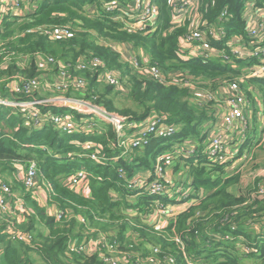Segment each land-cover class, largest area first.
I'll list each match as a JSON object with an SVG mask.
<instances>
[{
    "label": "trees",
    "instance_id": "obj_1",
    "mask_svg": "<svg viewBox=\"0 0 264 264\" xmlns=\"http://www.w3.org/2000/svg\"><path fill=\"white\" fill-rule=\"evenodd\" d=\"M206 1L213 6L209 9V15L214 16L219 10L227 6L234 12L233 24L236 28L242 29L243 24L240 19L243 6L242 0ZM91 2L92 0H44L35 12L29 14L20 22L18 19H6L0 25V39L3 42L0 51V68L5 54L13 51L16 55H34L42 52L56 58H62L68 64H72L84 54L101 56L111 67L127 68L125 73L128 74L129 88L126 91L136 108L118 109L113 100L106 97V94L110 93L112 88L106 85L104 93L98 91L96 89V81L98 80L93 76L89 79V84L82 90L71 88L58 91H65L66 95L74 96L77 99L84 95L80 99H90L110 112L134 120L146 119L147 115L153 111L167 114L166 120L177 124L180 131L172 138L152 137L146 146L137 149L136 153L134 148L132 152H128L129 154L122 155L123 148H121V151L120 148L110 145L112 141L116 142L118 140L111 124L104 125L107 127L106 132L97 131V133L89 136L62 132L53 124V121L47 122L45 127L41 129H32L29 125L23 124V119H21L23 113H20L18 109L17 112H14L15 109L11 107L1 106L0 172L11 173L14 170L15 162L28 165L33 161H37L40 179L50 181L52 201L58 205L64 214L60 219L48 216L45 208L32 197L29 191L22 193L27 206L36 211V214L31 216L29 223L23 221L25 222L23 224L25 230L31 232L35 238V247L9 240L3 232V225L0 224V264H36L30 258L31 251L42 258L44 264H93V259H90L85 252L82 254L75 253L71 255V258H65L68 241L72 237L85 238V234H89L86 238L96 237L100 231H110L118 225L127 228L132 227L145 241H148V244L152 243V249L155 246H160L166 253L176 250L183 255V259H185V255L182 253L177 241L173 239L176 230L177 237L183 240L192 237L191 240L187 241V250L185 249L188 257H193V254L196 253H198L196 255H199L201 252L212 254L210 248L207 246L202 248L201 243L196 240V238L207 237L206 231L208 230L216 229L217 232H229L238 236L246 235V232H249L248 230H239L242 222L250 217H258L264 211V195H259L253 191L257 189L263 192L264 172H258L254 177L250 176L249 180L252 183L246 186V195H240L237 190L232 188L240 181L237 173L234 175L226 173L233 163L228 162L223 165L210 166L207 155L201 152L203 145L199 147L197 163L193 164V161H191L192 167L188 169L187 174L192 178L193 189H205L208 192L204 198L194 206L191 205L192 207L189 206V209L184 210L182 214L178 215L176 221L163 226L159 230H155L152 225H147L143 222V219L141 222L131 220L124 213L123 210L126 206L139 207L144 213H147L149 209L146 207L152 197L142 200V198L149 196H141L138 197L136 204L127 203L125 198L128 189L122 184L123 181L118 175V169L124 167L125 172L129 174H133L135 171L148 170L154 166L156 158L163 150H170L174 145L185 139L198 136L203 127H206L210 118L214 116L211 115L212 109H209L210 107H207L206 103L201 105V108L196 106L197 104L191 103L190 99L193 91L199 88H213L218 91L219 83L221 81H223L222 85L230 83L238 76V70H233L220 60L215 59H209L208 61L177 59V41L183 33V29H174L166 35L162 33L163 30L170 27L168 0H159L161 6L160 27L157 33L151 37L132 35L122 31L117 23L108 19L101 20L89 17L85 13L84 7L85 4ZM72 19H78L81 26L92 31H79L72 37L58 40H52L42 33L29 32L31 28L37 25L65 24ZM98 34L101 35L100 37L104 36L108 41H126L132 46L143 47L149 53L153 61L152 64L161 73L166 74L167 81L172 79L169 78V75L173 74V70L177 71L180 76H184L183 81L179 84H165V82L155 81L147 74H143L142 77L135 75L132 73L129 64L121 63L120 55L114 52L110 46L97 42ZM19 71L28 77L37 74L33 66L20 70L16 64H11L0 69V91L3 92H0V97H6L4 94L5 86L7 82L11 83V87L14 86L11 77ZM200 78L206 80L202 84L209 88L199 86L198 79ZM249 82L256 85L255 89H258L264 100V79H251ZM187 83L195 86H189ZM247 84L248 81L242 85L243 90L246 92L248 90ZM110 86L116 88L113 85ZM33 94H36L38 98H43L38 90ZM19 96L25 98V100L35 98L31 97L32 95L28 96L26 93H20ZM38 107L42 113L47 111L56 113L59 109L45 105H39ZM74 116H78V114L74 113ZM262 116L264 119V111ZM27 120L29 123L33 121L30 118ZM203 134L207 136L208 133L205 130L202 136ZM253 138H255L254 133ZM84 141L97 142L101 146L106 145L104 153L110 157L108 163L99 164L90 157L85 156L84 154L88 152L89 148L84 147L82 143ZM250 144L251 142H247L244 145L248 147ZM120 155L124 157L117 160L112 159ZM82 167L88 169L92 174L89 179L91 195L88 197H85L82 191L70 189L64 182L65 178ZM15 181V184L12 183L14 187L15 185L24 187L22 181L16 179ZM168 181H172V179L168 177ZM192 186L189 185V187ZM252 192L254 201L248 203L247 199L250 198L249 195ZM212 213L215 221L213 225L211 224ZM77 217L85 218L87 223L81 222ZM92 230H96V232L93 233ZM125 232V229L118 231L122 240L125 239ZM250 237H252V234H250ZM208 239L209 236L205 239V243ZM144 240L142 242H145ZM226 251L222 259L220 254L214 252L211 263L242 264L239 255H235L227 247ZM130 253L132 254V252ZM191 253L193 254L190 255ZM148 254L149 252L144 253L142 257H146ZM178 260L181 262L180 257H178Z\"/></svg>",
    "mask_w": 264,
    "mask_h": 264
},
{
    "label": "built area",
    "instance_id": "obj_2",
    "mask_svg": "<svg viewBox=\"0 0 264 264\" xmlns=\"http://www.w3.org/2000/svg\"><path fill=\"white\" fill-rule=\"evenodd\" d=\"M7 4L13 2L17 7L20 6L23 0H2ZM36 1V0H35ZM243 6L241 8L240 19L242 21V29L236 28L233 24L234 12L227 6L219 10L214 16L208 14L211 9V4L206 0H168L170 9V27L163 30V35H166L172 30L178 28L183 29V33L179 36L176 47L177 59L189 61L191 59H201L208 61L209 59L220 60L223 64L228 65L233 70H238L236 76L230 83L223 84L218 91L199 88L194 93L201 96L196 101L200 105L206 103L207 107L213 108L214 105L216 118L214 122V129L212 140L210 139L209 145L205 150L208 163L210 166L223 165L228 162L235 163L236 161H243L242 159L247 156V151L252 147L253 142L245 147V143L250 139V134L253 133V122L255 120L261 125L264 130V119L259 115L253 117L254 111L262 113L264 111V104L259 96L257 88L253 93V112L249 107L248 94L243 90V83L252 79H264V0H242ZM85 13L87 12L93 18L108 19L118 24L122 31L132 35H142L151 37L159 30L161 6L159 0H92L91 3L85 4ZM213 7V6H212ZM39 8L34 5L35 12ZM92 9V10H91ZM31 12V13H33ZM14 9L2 8L0 9V25L3 24L5 19L15 20L19 19ZM30 13V14H31ZM14 17V19H13ZM88 32V30L81 26L78 19H72L65 24H44L37 25L29 30V32H38L46 35L52 40L61 38H69L74 36L77 32ZM97 42L106 46L120 55L122 59L129 64L132 73L147 74L155 81L165 84H179L183 78L177 76L176 79L167 81V76L161 73L149 55L134 54L133 51L127 53V48H143L132 46L126 41H108L103 37H97ZM1 51V48H0ZM28 54H19L13 51L5 54L1 68H6L11 64H16L20 70H25L29 61ZM36 56L39 62L36 64V75L25 76L20 71L11 77L14 82L12 90L18 93L17 108L22 106V109L28 107L36 108L39 117L43 121L35 123L34 117L29 115L33 120L31 123L35 128H43L47 122L53 121V124L62 132L69 134H81L89 136L97 131V127L92 123V118L85 119L84 116L100 115L105 120H109L115 130L120 124V128H124V121L130 122H145L148 125L136 126L132 125L131 129L138 127L139 133L145 136L142 141H135L134 145L140 147L146 146L149 140L154 138H170L175 136L180 127L177 124L168 122L167 114H161L153 111L146 119L134 120L124 115H119L110 112L102 105H99L90 99H77V98H52L42 99L33 94L37 90L49 89L46 85L41 86L42 82H50L51 80L46 77L48 70L56 72V90L78 89L82 90L87 86L86 78L79 76L81 71L92 72L91 76L95 77L98 81L104 80L107 84L113 85L116 88H123L122 74L111 68L106 60L101 56L94 54H84L77 58L72 64L64 62L60 58H56L50 54L38 52ZM170 78V77H169ZM169 82V83H167ZM187 85L194 87L190 83ZM182 86V84H180ZM20 93H26L28 96L32 95L31 100H25L19 96ZM65 95V91L59 92ZM3 97H0V100ZM73 99V100H70ZM58 100V101H57ZM60 101V102H59ZM65 101V103H63ZM221 101L222 103L215 104ZM39 105L48 107L59 108L56 113L47 111L42 113L39 110ZM13 108V107H12ZM14 109V108H13ZM70 109L71 112L67 111ZM25 112V111H24ZM23 113V112H22ZM33 113V112H31ZM77 113L78 116H74ZM90 115H86V114ZM24 114V113H23ZM30 114V113H28ZM116 120L115 124L113 121ZM77 122H82V133L76 127ZM29 124V121H28ZM42 124V125H41ZM31 127V126H29ZM117 135V134H116ZM124 136V135H122ZM118 140L111 142L110 145L123 148L122 155L129 154L133 151V147H124L120 142V134L117 135ZM209 137V136H208ZM236 141V142H235ZM240 142L239 150L233 151L234 147ZM85 148L99 147L101 150L99 155L103 160H110L104 153L106 145L101 146L97 142L84 141ZM235 145V146H234ZM234 146V147H233ZM255 147V146H254ZM257 147V146H256ZM245 149L244 153L243 150ZM247 149V151H246ZM91 150L84 154L90 157L94 155V159H98L97 155ZM173 154L182 151L183 148L180 144L172 147ZM254 150V149H253ZM192 151V152H188ZM197 149H186L187 156H194ZM233 151V153L231 152ZM255 151V150H254ZM253 151V153H254ZM241 154V155H240ZM162 155L156 158L154 166L148 170H140L136 172V176L129 181L130 174L125 170L120 173L123 178H127L124 186L128 189L127 198L131 200V204L138 202V197L149 196L152 197L150 203L146 207L148 210L147 218L150 221L149 225H154L156 229L163 227L165 221H176L181 212L186 210L189 206L204 198L203 190L192 189L190 183L183 184L181 181H168L167 169L168 157ZM124 157V156H119ZM91 158V157H90ZM92 159V158H91ZM112 159L117 160V157ZM14 163L16 168V180L22 181V184L32 197L41 205L46 207L48 214L51 217L60 219L64 214L61 209L55 213L52 209L53 205L58 206L52 201L51 191L52 185L50 181L44 182L40 179V170L37 161H33L26 165ZM86 169V168H85ZM84 168L75 170L64 182L72 190L82 191L85 197L91 195L89 174ZM85 170V171H84ZM173 182V183H171ZM191 185L192 187H189ZM181 186V189H178ZM191 194L183 201L173 203L165 201L163 198L169 193H182ZM138 210L137 208H135ZM30 207L27 206L24 194H20L13 184L8 183L0 176V224L3 225V232L6 237L11 241L22 242L31 247L34 246L35 238L33 234L25 229H22L16 220L22 219L29 213ZM8 215H13V218H8ZM72 216V214H71ZM81 222L84 221L83 217H77ZM93 232V231H92ZM217 240L224 239L223 235H212ZM176 241L181 248L182 253L185 255V264H196L194 258L186 256L185 241L177 237ZM212 239H208L207 245L212 244ZM121 242L116 237H111L103 232L98 233L96 237L77 239L72 237L68 241V249L66 254H94L100 251L98 257L101 262L107 264H176L177 258L171 253H166L160 246H155L146 257L134 256L129 251L124 254L123 260H119L114 256L117 248ZM130 261V262H129Z\"/></svg>",
    "mask_w": 264,
    "mask_h": 264
},
{
    "label": "rangeland",
    "instance_id": "obj_3",
    "mask_svg": "<svg viewBox=\"0 0 264 264\" xmlns=\"http://www.w3.org/2000/svg\"><path fill=\"white\" fill-rule=\"evenodd\" d=\"M99 36H101V35H99ZM102 37L105 38L104 36H102ZM117 42H121V41H117ZM126 48H127V53L133 51L134 54L135 53H137L139 55H147L148 54V52L144 48H133V49H130L129 47H126ZM121 63L125 64L126 62H125L124 59L121 58ZM111 68L119 71L122 74L124 87L122 89L121 88H118V89L113 88L112 86L108 85L104 80L101 79L99 81H96V89H98V91L104 93L106 85L108 87L112 88V91L110 93L106 94V97L109 98V99H112L113 102H114V105L118 109H125V108H129V107L130 108H136L135 105L133 104V102L128 97L127 91H126V89L129 88L128 87V84H129L128 83V74L125 73L127 68L126 67H123V68L111 67ZM91 73L92 72H90V71L89 72L81 71V73H79V76L85 77L86 81H87V84H89V82H90L89 79L91 78ZM134 74L135 75H139V77H142V75H143L142 73H134ZM177 76L180 77V78L184 77V76H180L179 73H177V71H175V70H173V74L169 75V77L170 78L173 77V79H176ZM198 81H199L198 82L199 86L208 87V86H204L202 84L203 82L206 81L203 78L198 79ZM222 82L223 81H221L219 83L220 86L222 85ZM10 84H11L10 82H7V84L5 86V93L4 94L6 95V97H3L0 100V107L1 106L11 107V108L13 107L15 109L14 112H17L18 110L20 111V113L23 112L24 114L21 116V119H23V124L24 125H29V126L32 127V129H41V128H35L32 125L34 123H29L28 124V120L27 119H28L29 115H32L34 117L35 123H38L39 121H43V119L39 117V114H38L37 109L35 107L34 108L28 107L27 109H22V107L24 105L19 106V108H17L16 106H13V105H16L18 103V99L16 98L18 96V93L14 92L12 90V87L10 86ZM40 85L41 86L46 85L47 87H49V89H47V90L46 89H41L40 90V94L42 95V97L44 99H52V98H55V97H57V98H67V99H69L68 97L75 98L74 96H69V95H66V94L65 95L59 94L57 92V90H56L55 82H42ZM220 86H219V89H220ZM255 86H256L255 84H251V83L247 84V87H248V90H247V92H248L247 93L248 94V100H249V103H250V106H251L249 108H250V110L252 112H253V93L255 91ZM203 89H206V88H203ZM209 89L210 90H215L213 88H209ZM257 91H258V89H257ZM0 92H2V91H0ZM194 92L195 91H193V94H192L191 99H190L191 103L194 104V105L197 104L196 106L201 108V105L196 101L201 96L197 95ZM81 97H84V95H81L80 98ZM70 100H73V99H70ZM63 103H65V101ZM221 103L222 102L219 101V102H216L215 104H219L220 105ZM211 106L213 108H209V109H212L211 110V115L214 116V117L210 118V121L208 122V125H206V127H203L201 133L198 136L190 137V138H187V139L184 140L185 142L181 145L183 150L179 154L172 155L173 154V150L169 151L168 149H165V150H163L161 152L162 155L171 156L170 158L167 156L168 159H169L168 162H166L167 166L172 167L171 165H174L173 161L176 160V159H174L172 157H180L181 154L184 153L186 149L190 150L191 148H194L197 145H204L205 146V143L206 144L208 143V145H209L210 139L212 140V138H213V133L216 132V130L214 129V122H215V118H216V112H215V109H214V105H211ZM67 111H69V113L71 112L70 109H67ZM31 112H33V113H31ZM254 112L256 113V111H254ZM28 113H30V114H28ZM86 115H90V114L88 113ZM90 117L92 118V123L95 124V126L97 127V131H102V132L105 131L106 132L107 131V127H105L104 125L105 124L106 125L113 124L109 120H105L103 118V116H100V115L93 114V115H90V116H84L85 119L90 118ZM113 122L115 124H117L115 119H114ZM135 124L137 126L148 125V123H145L144 121L135 123V122H130V121L127 120V121H124V125L125 126H124L123 129H121L120 128V124H118L119 130H117V128H116V134L117 135L120 134V136H121L119 138L121 140L120 142H122V140L125 141V143H122V146L124 147V149H125V147L131 148V146H132L133 148H135V153H136L137 149H142V148L140 147V145H134V142L136 140L139 141V142L142 141L143 139H145V136L142 133H139L138 127H136L135 129H131V126L135 125ZM205 124H207V123H205ZM76 127L79 128L81 130L80 133H82V127H83L82 122H77L76 123ZM255 129L257 130V124L255 125ZM205 130H206V133H208L207 135L209 136L210 139H208L206 134L205 135L203 134V136H202V133H205ZM97 131H95L94 133H97ZM179 131H180V129H179ZM122 135H124V136H122ZM172 137H174V136H172ZM74 142H77V141H74ZM82 143H84V142H82ZM239 146H242L240 144V142H238V144L234 147L233 151L239 150ZM256 146H257V148H256ZM118 148L121 149V146L119 145ZM255 148H256V150H255ZM203 149H204V147L201 150H203ZM253 149L255 150L254 154H253V151H254ZM91 150H93V149L89 148L88 152H90ZM93 151H94L93 153H95L97 155L98 159H94V155H91L90 157L96 163H99V164H107L108 163L107 160H103L101 158V156L99 155V153L101 151L99 149V147H96ZM121 151H122V149H121ZM233 151H231V152L233 153ZM244 151H245V149L243 150V152L241 154H243ZM246 151H247V149H246ZM188 152H192V151H188ZM118 158H119V156H118ZM191 158H192V156H191ZM242 160H243V162H242L241 165H240V162H237V163L233 164V166H231L230 168L227 169L228 171H226V173L228 175H229V173H233V172L234 173L232 175L237 173V176L240 178V181L236 185H234L232 188L237 190L240 195L241 194L246 195V186L248 184L252 183V181L249 180L250 179L249 177L250 176H253V177L256 176L258 172H260V173L264 172V139H262V141L259 142V143L256 141L255 144H253L252 147L248 149L247 156L244 157ZM17 164H21V163L18 162ZM120 166H123V165H120ZM190 167H192V164L188 163L187 168H186L187 172H188V169ZM172 169H173V172H172L173 179L176 182H179L180 178H181V175L179 173V169L180 168L173 167ZM85 170L89 174V177H91V175H92L91 172L88 169H85ZM123 170H125V168L124 167H120L118 169V175H119L120 179H122V181H123L122 184L124 185V183H125L127 178L126 177L123 178L120 175V173H122ZM15 171H16V168L14 167V170L11 173L10 172H5V173H1L0 172V176L4 180H6L8 183L15 184V182H16L15 181V179H16ZM136 175H137L136 171L133 172V174H130L129 181H131ZM182 175H184V174H182ZM99 178H101V177H99ZM187 179H188L187 181H189L187 183L188 184L190 183L191 185H193L192 178L189 176V178H187ZM184 181H185V179H184ZM171 183H173V182H171ZM173 185H174V183H173ZM15 187L17 188V190H18V192L20 194L26 192L24 187H22L21 185L19 187L15 185ZM262 187L264 188V183L262 184ZM181 188L182 187L179 186L178 189H181ZM253 191H255V193H257L259 195H262V196L264 195V190H263V192H261V191H259L257 189H255ZM249 196H250V198L247 199V202L248 203L249 202H253L254 201L253 192L250 193ZM263 207H264V205H263ZM148 214L149 213H141L140 212L136 217L140 218L139 220L141 221L143 218H147ZM211 216H212L211 224L213 225L215 223L214 218H213V213L211 214ZM7 217L8 218H13L14 216L13 215H8ZM129 219L134 220L133 218H129ZM83 223H87L85 218H84ZM152 226L155 228L154 225H152ZM238 227H239V224H238ZM21 228L22 229L24 228L23 224H22ZM121 229H125V231H126L125 232V237L129 241L126 240L124 243H121L119 245V247L117 248L114 256L118 257V259L122 261L123 258H124V254L128 253V251L129 252H133V251L137 250V245L139 246V250L140 251H142L144 249V247L142 246L141 242L137 243L136 241H134L136 239H134L133 234H138V232L134 231L132 227L127 228V227L118 225L117 227L110 229V231H102V232L104 234H107V233H109L111 231L118 232ZM155 230H159V229L155 228ZM215 230L216 229H212V230L206 231L208 236L210 237V239H212L213 243H216V242H219V241L229 242V241H232L236 237L232 233H229V232H217ZM239 230H243V231L248 230L250 232V234H252V237H250L249 232H246L247 234L243 235L241 237L240 241H238L237 243L231 242V245L234 247V250H235L236 244L238 245L237 254H235V255H239L240 261L243 264H264V211H263L262 215H260L258 217H255V218L250 217V218L245 219L242 222V225L239 227ZM218 234L224 235V239L217 240L214 237H212V235H218ZM87 235H89V234H85L84 235L85 238H86ZM207 237H200L199 240L203 241ZM143 240H144V238H143ZM145 242L148 243V241H145ZM151 244L152 243H149L150 246H153ZM262 244H263V246H262ZM218 248H222V246L220 245ZM226 252L227 251L225 250V253ZM88 256L90 257V259H93V261H92L93 264H107V263L101 262L99 257H98V255L96 256L94 254V252H93V254L88 255ZM30 258L36 264H44V261L42 260V258H40L34 251L30 252ZM65 258H67V255H65Z\"/></svg>",
    "mask_w": 264,
    "mask_h": 264
},
{
    "label": "crops",
    "instance_id": "obj_4",
    "mask_svg": "<svg viewBox=\"0 0 264 264\" xmlns=\"http://www.w3.org/2000/svg\"><path fill=\"white\" fill-rule=\"evenodd\" d=\"M44 0H23L22 2H21V4H20V6H16L12 1L11 2H9L8 4L6 3V2H3L2 0H0V9H2V8H10V9H14L16 12H19L17 15H15L14 17H16V16H18L19 17V19H18V21L20 22L22 19H24V18H26L31 12H33L35 9H34V5H38V6H40V4L43 2ZM86 7V6H85ZM84 7V8H85ZM92 10V9H91ZM86 14L89 16V17H92L91 15H89L87 12H86ZM14 17H13V19H14ZM6 20V19H5ZM4 20V21H5ZM4 21H3V23H4ZM84 27V26H83ZM85 28V27H84ZM2 45H3V42L1 41V39H0V48L2 47ZM28 55H30V54H28ZM60 59H62V58H60ZM63 60V59H62ZM39 62V59H38V57L36 56V54H34V55H30L29 56V61H28V64H27V66H26V69H28V68H30L31 66H33L34 68H36V64ZM36 70V69H35ZM46 77H48L51 81L50 82H54V81H56V79H57V74H56V72L54 73L53 71H50V70H48L47 72H46ZM250 83V82H249ZM248 83V84H249ZM259 93V92H258ZM259 96H260V98L262 99V97H261V95H260V93H259ZM262 102H263V104H264V100L262 99ZM257 115H259L260 116V118L261 119H263L262 117V113H253V117H255V116H257ZM257 124V130L255 129V125ZM208 125V124H207ZM259 126V127H258ZM253 133H254V135H255V138H253ZM253 133H252V136L250 137V139L247 141V142H261L262 141V139H264V130H262V127H261V125L255 120V122H253ZM207 137H208V135H207ZM170 138H172V137H170ZM208 139H209V137H208ZM185 141H182L181 143H178V144H180V145H182L183 143H184ZM246 142V143H247ZM207 145H208V143L206 144L205 143V146L203 145V147H204V149L201 151V152H203L204 154H205V150H206V148H207ZM199 147H200V145H197V146H195L194 148H191V149H194V150H196L197 149V151H196V153H195V155L194 156H192V158H191V156H187L185 153H182L181 154V156L180 157H172V158H174V159H176L175 161H173L174 162V165H171L172 167H170V166H168V169H167V174H168V177L170 178V179H172V181H175L174 179H173V177H172V172H173V167H175V168H180L179 169V173H180V175H181V178H180V181L183 183V184H186L187 182H189V181H187L188 179L187 178H189V176H188V174H187V171H186V168H187V165H188V163H191V161H193V164H196L197 163V161H198V156H199ZM172 149V148H171ZM170 149V150H171ZM169 150V151H170ZM256 150V149H255ZM181 152V151H180ZM180 152H178L177 154H179ZM176 154V155H177ZM178 159V160H177ZM181 161V162H180ZM237 162H240V165L242 164V162L241 161H236L235 163H237ZM235 163H233V164H235ZM239 165V166H240ZM233 166V165H232ZM228 171V170H227ZM185 172V173H184ZM234 173V172H233ZM233 173H229V174H233ZM182 174H184V175H182ZM185 179V181H184V179ZM44 182H46L45 180H43ZM193 189V187L191 188V190ZM191 190L188 192V194H186V195H184V194H182V193H169L167 196H165L163 199L165 200V201H170V202H173V203H178V202H181V201H183V200H185L190 194H191ZM203 192H204V196L206 195V194H208V192L207 191H205V190H203ZM117 193V192H116ZM119 195V194H118ZM117 196V195H116ZM150 197H144V198H142V200H147V199H149ZM125 200L127 201V203H129V204H131V200H129L128 198H127V195H126V198H125ZM200 200H198L197 202H195L194 204H192L193 206L195 205V204H197L198 202H199ZM41 205V204H40ZM42 207H44L43 205H41ZM192 207V206H191ZM45 208V210H46V214L48 215V216H50L49 214H48V212H47V209H46V207H44ZM190 208V207H189ZM188 208V209H189ZM52 209H53V211L55 212V213H57L59 210H60V208L58 207V206H56V205H53V207H52ZM137 209L138 210H136L134 207H132V206H126L125 208H124V213H126V215L129 217V218H133L134 220H138V221H140L139 219L140 218H138V217H136L140 212L141 213H144L143 212V210L141 209V208H139V207H137ZM179 215L180 214H182L183 212H181L180 211V209H179ZM36 214V211L34 210V209H31L30 208V211H29V213H27L22 219H19V220H16V222L19 224V226L20 227H22V224H25V222L26 223H29V221H30V219H31V216H33V215H35ZM23 221H25V222H23ZM23 222V223H22ZM141 222V221H140ZM143 222H145L147 225H149L150 224V221L148 220V219H145V218H143ZM172 222H174V221H165V222H163V226H166V225H169V224H171ZM93 231V233L94 232H96V230H92ZM100 232H102V231H100ZM99 232V233H100ZM108 235L109 236H111V237H116L117 239H118V241L119 242H121V243H124L126 240H128V239H126V237H125V239L124 240H122L121 238H120V236H119V234H118V232H116V231H111L110 233H108ZM188 235H190V234H188ZM177 236H178V233H177V230H176V232H175V234H174V238L173 239H175L176 240V238H177ZM236 237L232 240V241H229V242H223V241H219V242H216V243H212V244H210V245H207L206 243H205V239L202 241V240H199V238H196V240L198 241V243H201V247L202 248H204V246H207L208 248H210V251H212V254H208L207 252H201V254H199V255H196V254H198V253H196V254H193V253H191L190 255H192L193 254V257L192 258H194V261H195V263L196 264H212L211 262H212V259H213V254H214V252H216V253H218V254H220L221 255V259H222V257H223V254H225V250H226V247L230 250V251H232L233 253H237V250H238V245L236 244V247H235V250H234V247L231 245V242H235V243H237L238 241H240L241 240V237L243 236V235H241V236H238V235H235ZM133 237H134V239H136V240H134V241H136L137 243H142V246L144 247V249L142 250V251H140L139 250V246L137 245V250L136 251H133L132 252V255H134V256H142L144 253H148V252H150V250L152 249V246H150L148 243H146V242H142L143 241V238L140 236V234L138 233V234H133ZM223 237H224V235H223ZM192 239V237H187V238H184V241H185V243H186V247L188 246V243H187V241L188 240H191ZM129 241V240H128ZM222 246V248H218L219 246ZM262 246H263V244H262ZM186 250H187V248H186ZM99 253H100V251L98 250V251H96V256L97 255H99ZM170 253L171 254H173V255H175V257L177 258V263L176 264H185L184 263V259H183V255L179 252V251H176V250H173V251H170ZM187 253H189V252H187ZM67 255V257L68 258H71V255L70 254H66ZM72 255H74V254H72ZM178 257H180V259H181V262H179V260H178ZM243 264V263H242Z\"/></svg>",
    "mask_w": 264,
    "mask_h": 264
}]
</instances>
